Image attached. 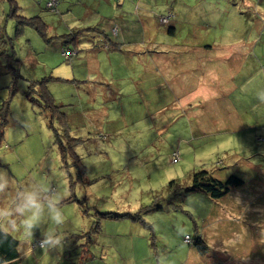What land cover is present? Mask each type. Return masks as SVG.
Masks as SVG:
<instances>
[{
    "label": "rangeland",
    "instance_id": "obj_1",
    "mask_svg": "<svg viewBox=\"0 0 264 264\" xmlns=\"http://www.w3.org/2000/svg\"><path fill=\"white\" fill-rule=\"evenodd\" d=\"M14 1L16 13L41 15L48 40L30 25L17 32L11 1L0 0V169L12 178L0 205L33 181L62 191L66 238L63 248L48 251L39 242L51 225L35 230L32 241L16 233L19 255L11 264H264V103L257 99L264 91V0H104L99 10L118 8V15L99 25L126 39L123 51L100 56L102 72L116 76L109 85L87 70L82 53L69 60L61 52L66 25L59 10L46 8V0ZM72 5L79 14L80 4ZM196 19L200 28L191 26ZM248 35L254 52L244 73L232 76L236 127L202 124V109L183 112L164 89L153 90L148 105L149 82L131 84L145 70L156 74L149 61L164 43ZM43 84L51 108L40 95ZM201 169L219 179L235 173L244 183L220 198L186 193ZM185 235L200 236L207 251Z\"/></svg>",
    "mask_w": 264,
    "mask_h": 264
},
{
    "label": "crops",
    "instance_id": "obj_2",
    "mask_svg": "<svg viewBox=\"0 0 264 264\" xmlns=\"http://www.w3.org/2000/svg\"><path fill=\"white\" fill-rule=\"evenodd\" d=\"M103 1L104 0H67L69 3L67 8L66 6L59 7L58 1L57 8L59 10L58 13H61L60 19L64 20L66 25V31H63L62 34L85 26L101 27V25H99L100 21L104 19H109L110 22H112V20L116 18L115 14L118 15V8H113L106 14L99 10V8L101 9L100 6ZM105 1L111 6L112 3H110V1L112 0ZM118 1L121 0H117V2ZM74 2H78L80 8H82L79 14L72 12L74 9L72 3L74 4ZM122 3L123 1L120 4L117 3V6H120ZM93 9L95 10L94 12ZM119 16L122 15L120 14ZM191 26L194 28H200L202 26L201 21L196 19ZM168 27H171V29L169 30ZM167 32L174 36L176 31L173 23L170 22L167 26ZM116 36L117 37L115 38L112 37V39H117L121 42L126 41L125 37H118V34ZM122 36H125V33H123ZM249 36L250 35H248L246 39H224V41L216 38L210 40L196 38V40H193L192 42H189L188 40H186V42L184 41L182 46L164 43L163 46L157 48L165 49V51L159 52L158 50H153L156 54L151 55L149 61V66H155V73L157 75L152 74L154 73V70H145L146 74L143 75L146 76L147 74H152L151 80L150 78L148 80L140 79L143 75L142 73H139V78L132 79L131 82L133 83L131 84H135V87H138V82H144V85L149 82V84L145 86L148 88V91H146L147 93L144 92L143 95V92H140L143 95V99H147L145 100L146 103L149 100L148 105H151L150 100L153 96V90L164 89L166 91V97L172 96V105L181 107L183 112L188 108L202 109L199 111V113H201L199 120L202 124L216 125L217 123H227L236 127L239 124L241 116L236 103L230 98V96L233 97V91L235 88V84L232 83V80L234 79L232 76L237 73H244L243 70L248 66V55L250 52H254V47L252 48L251 45L255 38L250 36L253 39L252 40ZM188 42L190 44H188ZM257 42L258 41H256V43ZM80 44H82L81 46L88 45L87 42ZM113 51L115 50L100 46L89 47L87 50H82L78 54L82 53V58H80V60L84 63L87 70L95 72L105 84L109 85L110 78L113 77L112 79H114L116 76H114V74L107 75L102 72V69L100 68V56H103L106 52L105 54L109 57L111 54H114L112 53ZM170 51L173 52L172 55H170ZM129 52L127 55H124V57L130 61L132 56ZM136 53L138 54L139 52L135 51L134 54ZM121 57L122 56L113 58L116 60ZM137 59L141 62L142 59L145 60L147 57L144 58L140 56L137 57ZM187 59L188 62L186 61ZM109 61L112 63L110 58ZM147 63L148 59L146 60V64ZM114 67L119 69V67ZM114 67L110 68V70L113 71ZM122 67L127 68L125 66ZM155 96H158L157 91ZM167 106L168 105H166V107ZM235 154H237V152H235ZM239 186L240 185L230 188L227 193H229L231 189H237Z\"/></svg>",
    "mask_w": 264,
    "mask_h": 264
},
{
    "label": "clouds",
    "instance_id": "obj_3",
    "mask_svg": "<svg viewBox=\"0 0 264 264\" xmlns=\"http://www.w3.org/2000/svg\"><path fill=\"white\" fill-rule=\"evenodd\" d=\"M257 99L264 103V91L257 93ZM12 187V178L0 169V196ZM64 194L42 182L33 181L20 187L14 199L0 205V235L8 236L20 233L29 241L33 240L34 232L45 224L39 247L48 251L61 249L66 236L60 229L66 223L62 202Z\"/></svg>",
    "mask_w": 264,
    "mask_h": 264
},
{
    "label": "trees",
    "instance_id": "obj_4",
    "mask_svg": "<svg viewBox=\"0 0 264 264\" xmlns=\"http://www.w3.org/2000/svg\"><path fill=\"white\" fill-rule=\"evenodd\" d=\"M10 1H11L10 14L16 17V31L20 32L21 26L23 27L26 25H30L34 27L42 36H44L46 40H48V37L45 36L47 24L42 19L41 15L34 14L27 16V15L18 14L16 13L17 5L13 4V2L15 3V1L14 0H10ZM46 8H50V7L46 5ZM55 11L58 12L57 5ZM168 28L169 30L171 29V27ZM59 36L64 37L63 44L65 45V47L63 49H70L75 51L74 53L69 54L70 55L68 56L69 60L70 57L73 56L74 54H78L82 50H87L89 47L105 46V48L107 47L110 50H122L123 47L122 46L123 42L112 39L109 36V34L105 31V29L99 26H85V27L77 28L75 30H70ZM83 42H87L88 45L81 46L82 44L80 43ZM40 95L42 96V99L45 100L46 106L51 108L52 106L51 98L49 96V92L45 89L44 84L41 87ZM58 118L59 119L61 118L59 114H58ZM1 127L2 126L0 124V139L3 135V129ZM242 183H244V180L235 173H230L225 179H219L215 177L213 173H211L209 170L201 169L192 174L191 185L187 186L185 192L189 194L195 191L198 192L201 191L213 198H220L225 193H227L230 188L241 185ZM189 243H192L200 253H204L208 249L206 242L200 236L191 238V241ZM18 244H19L18 239L13 235H8V236L0 235V264H11L12 261L16 260V258L19 255Z\"/></svg>",
    "mask_w": 264,
    "mask_h": 264
},
{
    "label": "built area",
    "instance_id": "obj_5",
    "mask_svg": "<svg viewBox=\"0 0 264 264\" xmlns=\"http://www.w3.org/2000/svg\"><path fill=\"white\" fill-rule=\"evenodd\" d=\"M57 2H58V0H47L46 5L48 7H50L51 9H54L55 10L56 9V5H57ZM171 17H172V13L171 12H168L166 15H162L160 17V21L162 23H167V22H169V20H170ZM113 27L115 29V26H113ZM61 52L64 55L70 56L69 54L70 53H74L75 51L74 50H70V49H63ZM172 155H173L172 156L173 158H177V156H178L177 151L173 152ZM184 241L190 242L191 241V237L189 235H185L184 236Z\"/></svg>",
    "mask_w": 264,
    "mask_h": 264
}]
</instances>
